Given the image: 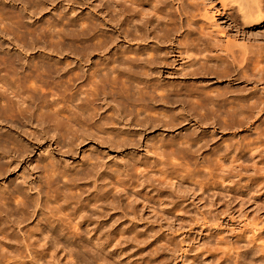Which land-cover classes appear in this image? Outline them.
<instances>
[{
  "label": "rangeland",
  "instance_id": "1",
  "mask_svg": "<svg viewBox=\"0 0 264 264\" xmlns=\"http://www.w3.org/2000/svg\"><path fill=\"white\" fill-rule=\"evenodd\" d=\"M196 1L199 5L206 4L207 6L209 5L208 2L211 5L220 7L217 0ZM0 2L7 7L21 8V4L18 2L10 0H0ZM100 3L99 0H40L38 6L33 10H23L21 15L24 18H19L22 30L34 29L37 31L43 26L44 20L48 19L53 22L56 17L60 16L76 21H84L86 25L91 24L92 28L96 27L94 28L95 32L99 34L101 41L104 43L100 48L97 45L94 47L96 40L93 41V45L91 44V35H82V37L74 27L75 33L72 32L71 37H61L58 40L55 37V39L51 38L52 41L45 35H39L40 37L33 35L34 40H32L33 37H29L32 42L28 40V36L17 38L14 34L3 37L0 35V50H19L22 47L30 46V44V48L27 47V49L35 47L32 49L33 51L30 50L33 53H47L50 50L48 54L53 55L51 58L47 55V57H44L46 59L35 60L46 66L45 69L43 67L39 68L41 70L43 68L44 71H39L43 74L44 72H50V70L53 72L57 68L60 69L67 62H72V66H75L76 63L79 64L76 59L64 57L71 49L87 50L91 53L90 60L83 64L84 68L79 67L80 69H77L75 67L71 69L73 72L78 73L88 70L87 68L91 62L97 64L101 61L103 55L115 50H123L127 47L129 49H145V38L130 40V37L124 38L114 32L117 27L115 25L116 18L108 20L106 10L103 9ZM232 4L235 5L234 2ZM233 5L231 7L235 8ZM261 5L264 8V0H261ZM53 6L55 7L52 8ZM230 9L228 10H233ZM14 19L16 20V17L12 18V20ZM217 19L223 27L222 29H225L224 33L234 34L238 31V36L241 37L243 29V35L246 36L248 43L253 44V46L254 44L264 46V22L249 28H243L240 24H234L227 15L222 18L217 17ZM76 28L78 27L76 26ZM100 28L105 32L99 31ZM42 37L45 40L50 39V41H44ZM16 41L19 43H16ZM17 44L27 45H22L20 48ZM48 45L53 46V49ZM174 50H168L170 52L165 55L167 57L164 62L162 61L163 64L160 63L156 68L149 70L152 74L148 72L151 74L150 77L155 78H152L151 81L160 85L165 83L166 86L163 93L159 92L162 96L166 92L164 96L166 100L158 98L160 96L156 94L158 91L152 94L151 99H145V118L148 116L154 117V122H145V127L130 123V116L127 115L129 120H126V115L123 116L122 113L114 110L115 102H111L113 100L106 97L96 102L99 109L102 110L100 112L108 118V123L101 126L99 132L90 134L85 127L82 131V128L75 124L72 125L71 130L67 127L65 130H61L67 132H64L66 135L63 134L65 138L60 135L62 137L60 140L59 137H55L56 131L55 133L53 129H49L50 131L47 130L48 128L42 129L40 125L34 122L35 120H31L28 123H23V130L22 128L18 129V133L20 130L22 132L26 131L25 134L24 132L18 134L21 136H18L21 143L28 145L27 142L30 141L34 145L29 152V156H18L17 159L12 160L13 157L10 159L11 152H6L5 155L4 152H0L2 156L4 155L3 157L0 155V192L5 188L12 190L15 186H19L28 195H33L27 199L31 201L36 198L34 186L39 183V180H42L44 173H42L41 166L46 162H54L56 166H60V171L69 173L80 171V176H83V172H86V168H89L88 172H90L91 178H82L77 181V184L84 188L83 190L86 188L92 189L95 179L99 183L98 178L100 176L107 175L111 177L112 175L113 177L118 174L114 173L113 175L114 170L117 172L121 169L127 175H133L137 170H145L147 174L146 183L149 188L146 187L145 192L140 190L139 195L132 194L131 189L133 187L130 186L131 189L128 187V193L131 192L132 195L126 194L128 197L124 199L127 202V200L134 199V195H136L135 203L132 199L131 202L133 201V203H130L131 206L128 205L127 209V203L124 204L125 200L123 199L124 201H119L120 203L118 202L115 206H112V210L107 212L113 214L114 217L112 226L115 238L118 240V244L114 243L116 246L112 243L113 247H111L112 244L109 247L105 241L101 244L102 240L84 239L88 234L82 227L79 229L77 227H75L76 229L64 227L63 232L65 234L59 236V238H62V243L66 244L65 248L70 254L67 255L70 256L67 260L71 264H264V234L260 236L261 238L258 236L259 230L254 229L257 222L254 223V226H252L253 223L251 225V222H254L253 219L255 221H261L259 217L264 219V188L259 189L253 184L249 185V181L245 179L249 175H255L256 172L255 176H258L257 178L261 177L263 173L259 170V176L258 168L262 169L263 163L262 166H259L262 161L259 158L256 159V154H253V157L245 154L240 161L245 168L243 169L241 165L242 167L239 169L240 162L237 161V156H234L237 151L233 154L234 148L254 142L255 138L258 137L257 135L262 134L261 140H264L263 78L260 81L252 78L254 70L251 69V65L245 68L247 73L245 69L240 71L233 64H229V66L231 65L230 68L228 65H219V68L214 67L217 69L211 68L206 72L201 68L200 70L191 67L197 69V72H195L196 69L194 71L189 68L190 66L187 67L186 60ZM62 51L64 52L62 53ZM57 52L62 53L60 54L62 57ZM51 59L54 61H51ZM46 62L50 66L45 65ZM80 63L82 64V61ZM260 65H264V59L260 62ZM52 66H54L53 69ZM91 67L93 66L91 65ZM232 68L235 69L232 70ZM252 70L253 72H251ZM233 71L236 72V75ZM39 72L36 71L35 74L39 75ZM66 77L63 79H66ZM148 92L152 93L149 90ZM166 95L170 96L167 97ZM211 97L212 100H210ZM245 99L259 101L257 108L250 110L252 115L249 118H243L237 111L238 104L242 103L241 100L247 101ZM212 101H215V103H212ZM254 110L256 116H254ZM115 112L118 115L120 114L119 119ZM4 123H0V131L2 132L6 129L5 124L7 126V123ZM254 127L258 129L255 130ZM68 130H73L72 132L75 131V133L68 134ZM35 133L36 135H34ZM12 134L16 135V132L14 133L12 130ZM108 138L115 141L123 139V141H128L129 144L117 145L110 142ZM252 139L254 140L252 141ZM230 154H233V158ZM6 155L10 156L7 157ZM253 158L257 160L253 162L255 165L252 163ZM88 164L92 165L89 167ZM244 171H246V174ZM238 173L242 174L237 176ZM120 178L127 179L122 176ZM259 179L260 183L264 181L263 175ZM151 189L153 190L151 191ZM141 193L145 194V200L148 202L141 203ZM176 201L177 203L173 204ZM28 202L31 205L30 201ZM51 203L49 205L53 207V202ZM171 204L174 207H171ZM49 205L48 207H50ZM32 207L27 210L28 213L24 214L22 218L19 217V212H12L14 218H20L21 222L17 218L20 222L19 226L16 223H14L16 225H13L12 214L8 216L7 224L10 223L9 226L11 227L8 229L9 231H5V233H8L4 235L6 238L0 233V264L4 263L5 258H9L8 255L11 256L10 259H13L9 260L10 264H18L20 257H14L15 254L17 255L14 251L18 246L21 231L32 233L31 235L38 238L47 228L49 232L46 234L56 236L55 234L59 233L54 226L44 227L48 222L42 225L43 221H46L45 217H42L45 210L44 213H41V216L36 213L32 216L33 210L35 212L37 210V208ZM109 210L110 208L106 206L105 211ZM104 214L105 212L102 214V218L106 220L108 215L104 217ZM0 216H2V213H0ZM259 228L264 229L263 222ZM123 231H125L123 235H127L125 237H135L133 239L136 240L130 241L129 238H126L125 241V239L120 238L124 237L121 235ZM3 251L8 253L5 258L3 256L6 254Z\"/></svg>",
  "mask_w": 264,
  "mask_h": 264
},
{
  "label": "bare ground",
  "instance_id": "2",
  "mask_svg": "<svg viewBox=\"0 0 264 264\" xmlns=\"http://www.w3.org/2000/svg\"><path fill=\"white\" fill-rule=\"evenodd\" d=\"M10 1L20 3L21 8L16 9L13 6L7 7L0 2V35L2 37L9 34H14L17 38H20L22 36H28V38H32L33 35H45V37L47 36L50 39H55L56 37V40H58V38L61 37H71L72 32H74L76 29L81 36L91 35L92 45L96 40V42L94 43V47H96L95 45H97V47L100 48L104 45L103 41H101L99 37V34L95 32L96 30L94 28L96 27L92 28L90 26L91 24L86 25L84 21H76L75 19L66 18L63 16H60L58 18L56 17L53 22L48 19L44 20L43 26L40 27L38 31L34 29L22 30L20 28L21 21L19 19L23 17L21 15L22 11L33 10L36 6H38L40 0ZM217 1L220 7L211 5L208 2L207 4H209L210 6H206V4L199 5L196 0H99V2H101L100 4H102L103 9L106 10V16L108 20L116 18L115 25L117 27L114 25L116 27L114 29V32H116L118 36L122 35L124 38L130 37V40H139L145 38V49H129L127 47L123 50H115L114 52L103 55V58L101 57V61H99L97 64L91 62L90 66L87 68L88 70L82 71L81 73L73 72L71 69L75 67L77 69L79 67L82 68L83 64L90 60L89 56L91 53L87 50L81 51L78 49H71L69 53L65 54L64 57L67 59H76V62H78L79 64L76 63L75 66H72V62H67V64L64 63V67L60 66L62 69L54 68L55 70L53 72H51L52 70H50V72H44L43 74L39 72L41 70L39 68H44L46 66L36 61L39 59H46L44 57H47V55L51 58L53 55L48 54L50 50L47 53H33L32 49H34L35 47L33 46L34 48L31 47L32 49H27V47L30 48L31 44L30 46H26L27 44L24 45L25 40H23L24 44L22 45L26 46V49L22 47V49L13 51L0 50V123H7V126L4 123V127L6 128H4L5 131H0V152H4V155L6 152H11L10 159L13 157L12 160L17 159L18 156H29V152L31 151V149H33L34 145L30 141L27 142L28 145L22 144L21 140L18 138V134L23 130V123H28V121L30 122L31 120H35L34 122L40 125L42 129L48 128V131H50L49 129H53L54 132L56 131L57 133L55 132V137H59V139L65 136V133L67 132L64 131V133L61 130H65L66 127L71 130L70 128L72 127V125L75 124L81 127L82 131H84L83 128L85 127L86 131L88 130L90 134L99 132L101 126L108 123V118L100 112L101 109H99V106H97L98 104L96 102H99L100 99L102 100L106 97H110V100H113L111 102H115V107H113L115 108L114 110L118 111V113H122L123 116H130V123L132 122L135 125L145 127V122H154V117L151 118L150 116H148V118L146 116L147 118H145V99H151L153 96L152 94L158 91V93H156L160 95L158 96V98L166 100V97H164L166 92L164 96H162L161 94L165 91L166 86L165 83L164 85H160L155 84L154 81H151L153 76L150 77L152 73L149 70L156 68L158 64L162 63V61L164 62L165 58L167 57L165 55L170 52L168 51L169 49H175L174 52H177L179 56H182V58L186 60L185 63H187V67L190 66L189 68L193 70L196 68H201L206 72L211 68L217 69L214 67L219 68V65L229 66V64H233L235 65V68L243 71L246 67L251 65V69L254 70L253 76L251 74L252 78L259 81L263 78L262 81L264 83V65H260V62L264 59V46H260L262 44H254L253 46V44L251 45V43H248L249 41H246V36L243 35V29L241 37L238 36V31H236L234 34L224 33L225 29H222L223 27L218 23L217 19V17L222 18L224 17V15H227V17H229L234 22V24H240L243 28H249L250 26L261 24L262 22H264V8L261 5V0ZM232 2L235 3V5L232 4L233 6H235V8L233 7L234 9L231 7ZM51 3L53 4V2ZM39 6L41 5L39 4ZM55 6H53L52 8H54ZM229 8L233 10L230 9L231 11H229ZM39 9L41 10V8ZM13 17H16V20H12ZM76 26L78 28H76ZM74 27L75 29H73ZM99 31L103 30L100 28ZM104 32L105 31H103V33ZM110 34L112 35V33ZM30 38L28 40H30ZM38 39L40 40V38ZM50 39H44V41H50ZM32 40H34V37ZM30 42L32 41L30 40ZM16 43L19 42L16 41ZM17 45L20 46V48L22 46L20 44ZM255 45L258 47L255 48ZM53 46L49 47H52L51 49H53ZM30 50L32 51L30 52ZM58 50L60 51V49ZM63 52L64 51H62V53ZM62 53H59V56H61L60 54ZM52 59L51 61H54ZM81 61L82 64L80 63ZM56 62L59 63V61ZM46 64L47 62L45 63V65ZM91 65L93 67H91ZM47 66L50 65L47 64ZM54 66H56V64H54ZM54 66H52V69ZM235 68H232V70ZM253 70L251 72H253ZM36 71L40 74L36 75ZM148 72H150L151 74H149ZM195 72H197V69ZM235 73L236 72H234V74ZM237 74L239 73L237 72ZM64 77H66V79H63ZM148 90L152 93H149ZM212 97L210 100H212ZM213 102L215 103V101H212V103ZM240 102L242 103L238 104V114L243 118H249L250 115H252V112L250 110L257 108L259 101L257 102V100L255 99H249L247 101L241 100ZM211 109L213 110L212 107ZM249 111L251 112V114H249ZM118 113L116 114L118 115ZM254 116H256V111ZM120 117L121 116L117 118L119 119ZM127 118L126 120H129V118ZM255 126L258 127V125ZM19 128H22V130H20V132L18 133ZM12 130L14 133L16 132V135L12 134ZM69 130L68 134L75 133V131L72 132L73 130ZM23 132L25 134L26 131ZM34 135H36V133ZM60 135L62 137H60ZM261 135H257L258 137L255 138L256 140L254 142H251L248 145L244 144L241 147L238 146L237 148H234L233 151V154L235 153V151H237L234 156H237L238 162L241 161V158H243V155L245 154L249 156L252 155L250 157H253V154H256V159L258 160L259 158V160L262 161H260V164L258 163L259 166L263 163V166L261 165L262 169L258 168V173L259 170H261V173H263L259 178H262V175L264 177V140H261V137H263ZM253 140L254 139H252V141ZM109 141L121 146L129 144L128 141H123V139L121 141L109 139ZM2 153L0 154L1 156ZM233 154H230L232 158ZM254 159L255 158L252 159V163L254 161H257L256 159ZM253 164L255 165V163ZM91 165L92 164H88L89 167ZM241 165L242 163L240 162V165H238L239 169H241V167L243 166ZM256 166L259 167L258 165ZM59 167L60 166H56L54 162H46L45 164L43 163V165L41 166L42 173H44L43 178L42 180H39V183L37 182L38 184H35L34 186V189L36 190V198L32 199V201L27 199H29L33 195H28V193L21 190L19 186H15L12 190L5 188L0 192V213H2V216H0V233L3 236L5 234H8L5 233V231H9L8 229H10L11 227L9 226L11 225L10 223L9 225L7 224L8 216H10L13 211H17L19 212V217L22 218L24 214L28 213L27 210L32 206V208H37L36 212L35 210H33L32 216L34 215V213L41 216V213H44L43 211L45 210V213L47 214L44 213L46 216L43 214L44 216L42 215V217H45L44 219L46 221H43L42 225L48 222L47 225H44V227L54 226L55 230L59 231L60 233L59 234L57 232L58 234H55L56 236H53L52 234H46L47 232H49L47 231V228L44 233L42 232V234H40L41 237L38 238L34 235H31L32 233L30 234L21 231L22 234L20 233L21 237L20 240H18V246L14 251V253H17V255L15 254L14 257H20L19 262L17 261L18 264H71V262L69 261V263L67 260V258L70 257L67 255L70 254H68L69 252L67 251V248H65L66 244L62 243V238V240L59 238V236H64L65 233L63 231L64 227L66 228V226L69 228L73 227L74 229H76L75 227H77L78 229L82 227V229H84L85 232L89 235L85 236L84 239H95L98 241L102 240L101 244H103V242L105 241L109 245V247L112 243L118 244V240H116L117 238H115L114 229L112 226V221L114 220L113 214L107 212H110L112 210V206H115L119 201H124V198L128 197V195H126L129 194L128 187H133V189L130 188L132 194H139L140 190H143L142 192H145V188L149 186L146 183L147 174L145 170L136 169L137 171L135 174L127 175V173L124 174L121 169L117 170V172L113 169V175L114 173L118 174L114 175L113 177L111 175L112 173L110 174L111 177H108L107 175L105 176L104 174V176L100 177L98 175V180H100L99 183L95 179L92 189L86 188L85 190H83L84 188L79 186L77 184V181H80L82 178L84 179L90 177V172H88L89 168H86V172H83L84 175L80 176V171L78 173H69L66 171H60L61 169ZM244 168L245 167L243 166V169ZM241 171L242 170H240V172ZM244 173L246 174V171H244ZM241 174L238 173L237 176H240ZM256 174L257 172L255 173V175ZM255 175H252L253 177L250 175H246L247 177L245 179L249 181V185L253 184V186L259 189L264 188V181H261L260 183V181H258L260 179ZM258 175L260 176V173ZM121 176L126 178L128 176L129 177L127 179H123L120 178ZM51 187L53 189H50ZM152 190L153 189H151V191ZM141 194L143 195L140 196L142 200L141 203H145L146 196H144L145 194L143 193ZM18 198H21L23 200H19ZM135 198H137L136 195H134V199ZM134 199L133 201L135 203ZM131 200H129L130 202L128 200L127 202L126 200L123 202L124 204L125 202L127 203V209L128 205L131 206V204L133 203V201L131 202ZM28 201H30L31 205H29ZM51 202H53V207L49 205V203ZM123 203L122 205H124ZM175 203H177V201L173 202V204ZM48 205L50 207H48ZM106 206L110 208L109 211H105ZM171 207H174V205H172ZM104 212V217L108 215V218L106 220L102 218V214ZM11 217H13V225L17 224L19 226V223L21 222L20 218L17 217L20 221L18 222L17 218H14L13 214L11 215ZM259 219H261V221H255L253 219L254 222H251V225L253 223L252 226H254V223L257 222L255 223L254 229L259 230V235H257L260 237L263 236L262 234H264V229L262 230L263 227L259 228L262 226V222L264 224V219L260 217ZM121 233V235H123L125 234V231ZM125 236L120 238L125 239V241L126 238H129L130 241L136 240L133 239L135 237L130 238V236ZM257 239L260 240L259 238ZM113 244L111 245V247H113ZM4 254L2 253V255H4L3 257H7L8 253L4 252ZM8 256L9 258H5L3 264H10L9 260H13L10 259V255Z\"/></svg>",
  "mask_w": 264,
  "mask_h": 264
}]
</instances>
